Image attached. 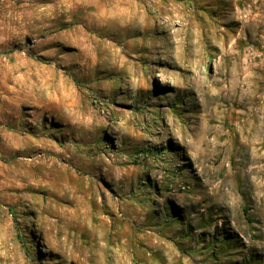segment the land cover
Masks as SVG:
<instances>
[{
	"label": "rangeland",
	"instance_id": "obj_1",
	"mask_svg": "<svg viewBox=\"0 0 264 264\" xmlns=\"http://www.w3.org/2000/svg\"><path fill=\"white\" fill-rule=\"evenodd\" d=\"M0 264H264V0H0Z\"/></svg>",
	"mask_w": 264,
	"mask_h": 264
},
{
	"label": "trees",
	"instance_id": "obj_2",
	"mask_svg": "<svg viewBox=\"0 0 264 264\" xmlns=\"http://www.w3.org/2000/svg\"><path fill=\"white\" fill-rule=\"evenodd\" d=\"M248 208L247 207H244V211L247 212Z\"/></svg>",
	"mask_w": 264,
	"mask_h": 264
},
{
	"label": "bare ground",
	"instance_id": "obj_3",
	"mask_svg": "<svg viewBox=\"0 0 264 264\" xmlns=\"http://www.w3.org/2000/svg\"><path fill=\"white\" fill-rule=\"evenodd\" d=\"M162 82H163V80H162Z\"/></svg>",
	"mask_w": 264,
	"mask_h": 264
}]
</instances>
